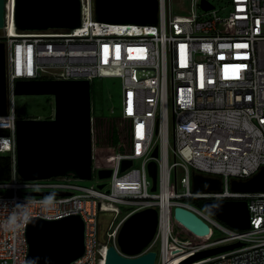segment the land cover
<instances>
[{
  "label": "built area",
  "instance_id": "1",
  "mask_svg": "<svg viewBox=\"0 0 264 264\" xmlns=\"http://www.w3.org/2000/svg\"><path fill=\"white\" fill-rule=\"evenodd\" d=\"M208 1L213 7L206 9L203 0H189L192 9L179 14L175 0H159V21L152 24L99 21L94 0H82L80 26L47 31L19 30L14 5L12 34L6 0L0 40L6 42L8 112L0 115V155L12 157V169L8 179L0 180V264H27L32 217L71 214L86 221V253L71 264H105L124 220L148 206L159 210L158 230L145 249L159 243L155 264H179L201 249L236 241L243 245L189 264H264V191H238L231 185L233 178H249L264 166V0H226L221 9ZM96 77L121 79L116 111L132 127L133 149L114 153L110 184L98 187L105 179L95 161L90 185L73 174L23 178L16 159L17 120L22 118L16 109L17 80ZM157 144L160 155L154 157ZM126 158L134 163L121 172ZM154 158L159 165L156 191L149 172ZM193 170L221 176L222 189L195 190ZM188 198L247 199L251 227H232ZM121 204L132 209L123 214ZM177 206L193 210L225 235L203 242L182 239L171 224ZM102 214L113 216L104 229ZM211 233L212 228L206 236Z\"/></svg>",
  "mask_w": 264,
  "mask_h": 264
},
{
  "label": "water",
  "instance_id": "2",
  "mask_svg": "<svg viewBox=\"0 0 264 264\" xmlns=\"http://www.w3.org/2000/svg\"><path fill=\"white\" fill-rule=\"evenodd\" d=\"M204 8H211L203 0ZM6 0H0V31L5 25ZM96 19L115 23H158L159 0H94ZM82 22V0H15V23L19 30L47 31L70 29ZM18 94H49L54 98L51 117H22L17 120V166L25 179L49 178L73 174L91 179L94 165L93 83L90 79H19ZM8 112L6 42L0 40V115ZM160 155V145L152 152ZM134 159L122 160L120 171L131 167ZM158 161L149 162L152 190L158 189ZM113 168L98 170V187L110 184ZM197 191L221 190V176L193 170ZM238 191H264V166L246 179L233 178ZM110 191V188H107ZM30 194H66L64 191H32ZM205 207L220 220L238 229L251 227L247 199H208ZM175 216L195 233L206 236L210 225L196 212L177 206ZM159 225V210L148 206L131 213L120 227L117 245L108 246L105 264H155L158 252L145 250L154 239ZM29 244L27 264H71L86 253V221L81 214L57 219L32 217L27 225ZM242 241L201 249L179 264H189L242 246Z\"/></svg>",
  "mask_w": 264,
  "mask_h": 264
},
{
  "label": "rangeland",
  "instance_id": "3",
  "mask_svg": "<svg viewBox=\"0 0 264 264\" xmlns=\"http://www.w3.org/2000/svg\"><path fill=\"white\" fill-rule=\"evenodd\" d=\"M220 9L226 6V0H211ZM190 7L189 0H175L174 12L179 14H185L188 12ZM229 8L223 11V14H227ZM121 79L118 77H96L93 80V105L94 111L96 113H106L107 108L110 105L111 110H117L121 108ZM54 98L49 94H18L16 96V109L18 115L21 117L26 116H40L47 117L49 113L54 112ZM175 144L174 131L171 128L170 131V147L171 152L169 155L170 162L174 161V154L172 151V146ZM95 165L100 169L102 167H109L114 163V151L111 149H103L98 152L95 151ZM181 176V175H180ZM174 178V174H173ZM95 179V178H94ZM93 180H82L81 183L85 185H90ZM174 187V181L172 183V189ZM124 208L123 214L132 209L131 205L121 204ZM113 216L109 214L101 215V226L103 229L111 224ZM121 218L119 217L115 225L119 223ZM171 224L174 232L182 239L192 242V241H208L211 239H217L225 235L223 231L214 225L211 226L212 233L209 236H203L195 233L191 228H189L185 223L178 219L173 213L171 216ZM157 251L160 250L159 243L155 246Z\"/></svg>",
  "mask_w": 264,
  "mask_h": 264
},
{
  "label": "trees",
  "instance_id": "4",
  "mask_svg": "<svg viewBox=\"0 0 264 264\" xmlns=\"http://www.w3.org/2000/svg\"><path fill=\"white\" fill-rule=\"evenodd\" d=\"M110 105L106 113H96L95 111L93 113L95 151L111 149L114 153L116 151L130 152L133 149L131 121L118 111H112ZM50 116H52V111L47 117ZM11 169L12 157L0 155V180L8 179L11 176ZM188 200L205 208V199L188 198Z\"/></svg>",
  "mask_w": 264,
  "mask_h": 264
},
{
  "label": "bare ground",
  "instance_id": "5",
  "mask_svg": "<svg viewBox=\"0 0 264 264\" xmlns=\"http://www.w3.org/2000/svg\"><path fill=\"white\" fill-rule=\"evenodd\" d=\"M14 5H15V0H10V2H9V7H10V11H11V14H10V17H11V19H10L11 29L10 30H11L12 34L16 33V29H15V26H14V23H13V14H12ZM164 201H165V204L169 201V196H168V192L167 191L164 192Z\"/></svg>",
  "mask_w": 264,
  "mask_h": 264
}]
</instances>
